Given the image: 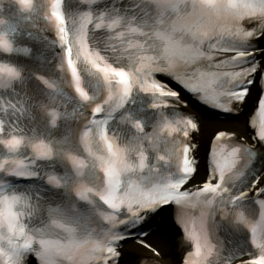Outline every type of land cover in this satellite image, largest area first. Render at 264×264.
<instances>
[{"label": "snow or ice", "instance_id": "obj_1", "mask_svg": "<svg viewBox=\"0 0 264 264\" xmlns=\"http://www.w3.org/2000/svg\"><path fill=\"white\" fill-rule=\"evenodd\" d=\"M0 264H264V0H0Z\"/></svg>", "mask_w": 264, "mask_h": 264}]
</instances>
